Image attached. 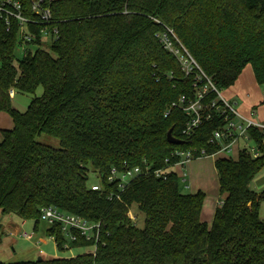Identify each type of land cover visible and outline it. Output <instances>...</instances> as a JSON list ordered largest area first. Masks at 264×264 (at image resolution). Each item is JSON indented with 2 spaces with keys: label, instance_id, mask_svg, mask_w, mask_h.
<instances>
[{
  "label": "trees",
  "instance_id": "16d2710c",
  "mask_svg": "<svg viewBox=\"0 0 264 264\" xmlns=\"http://www.w3.org/2000/svg\"><path fill=\"white\" fill-rule=\"evenodd\" d=\"M13 1L21 4L23 17L37 20L32 11L37 0ZM44 5L59 40L49 51L37 48L41 27L31 25L36 50L21 59L15 57L19 22L11 17L8 25L0 15V113L13 119L12 129H0V211L33 221L37 231L40 209L54 207L100 222L101 243L94 254L18 263L0 258V264H264L259 215L264 193L249 187L264 168V132H249L260 157L244 148L236 160H216L224 198L210 226L202 220L205 193H183L186 185L172 170L166 180L142 174L123 191L107 182L114 168L166 169L176 150L218 152L209 140L221 119L184 135L190 119L177 103L194 99L195 74L186 75L161 36L171 38L172 31L219 91L233 86L247 66L264 86V0H45ZM39 87L43 95L26 112L14 108L11 89L35 95ZM170 130L181 145L167 142ZM42 134L59 140L60 148L39 143ZM91 176L100 181L102 194L89 186ZM110 193L122 201H110ZM133 204L144 215L142 228L128 218ZM46 236L64 251L59 225ZM90 246L82 238L71 244Z\"/></svg>",
  "mask_w": 264,
  "mask_h": 264
},
{
  "label": "built area",
  "instance_id": "2783aa9c",
  "mask_svg": "<svg viewBox=\"0 0 264 264\" xmlns=\"http://www.w3.org/2000/svg\"><path fill=\"white\" fill-rule=\"evenodd\" d=\"M52 1V0H50ZM45 0H37L32 4V11L34 12L37 20H28L22 15V7L19 2L13 0H4L0 4V15L6 17V23L9 25V19L15 18L19 22V44L18 47H22L24 55L32 52L31 46L35 47L33 41L34 35L30 32V26H40V44L37 48L44 47V44L49 42L53 44L59 40V31L52 26V14L50 9L45 7ZM171 38L176 40L178 45H175L171 38L167 35L161 36V41L164 47L178 58L181 63L183 71L186 75L195 74V97L189 99L181 97L177 103V107L182 110L188 117L189 122L184 130V135L189 137L192 132L197 129L202 123L213 121L215 119L222 120V127L212 132L209 143L219 147L217 153L211 156H216L222 152H230L233 146L240 145V141H245V146L242 149H246L247 152L253 157H260L261 153L258 151L257 146L250 147L248 141H253L250 130L256 129L260 132H264V123H258L254 119L256 112L254 110L249 111V116L246 117L242 113L236 111L232 105H230L221 96L219 91L213 84L210 78L199 68L197 62L187 52L184 46L177 40L172 31H170ZM212 94L216 95V98L210 99ZM10 98L15 96V90L9 91ZM241 150V149H240ZM209 156L205 149L191 148L187 151L176 150L172 153V157L175 159L174 164L166 169L151 170L146 166L145 170L140 167L119 171L116 168L112 169L107 177L109 184L118 183V187L121 191L125 189L128 183L136 177L145 174L153 175L156 178L166 180L167 174L172 170L179 179H181L186 187L187 185V166L195 159ZM169 164V160H166ZM91 189L96 192H102V186L100 181L98 184L92 185ZM107 198L110 201L121 202L120 195L113 193L107 194ZM222 202H218L221 205ZM128 218L134 227H137L138 220L133 214L131 208L128 212ZM40 221L45 222L49 227L59 225L61 233L64 236L65 244L63 245L64 251L71 250V244L78 241L79 238L84 239L87 242H91L95 248L101 243L102 237V224L99 222H90L80 216L74 214H68L62 212L54 207H43L40 209ZM138 228V227H137ZM35 233L21 232L18 236L26 241L32 242ZM47 239L56 245L54 237H47ZM42 241L38 240L35 243L41 255H44V250L41 247ZM57 248V245H56ZM95 253V252H94ZM93 253V254H94Z\"/></svg>",
  "mask_w": 264,
  "mask_h": 264
},
{
  "label": "rangeland",
  "instance_id": "374dc122",
  "mask_svg": "<svg viewBox=\"0 0 264 264\" xmlns=\"http://www.w3.org/2000/svg\"><path fill=\"white\" fill-rule=\"evenodd\" d=\"M43 49L49 51L50 49V44L47 42L44 44ZM36 50V47L31 46V51L34 52ZM24 55V50L22 47H18L15 52V57L17 59H21ZM243 79H246L248 86L251 88H246L249 90L250 95H252L251 100L257 101L255 106V112H257L258 118L259 119H264V104H262L264 100V86H259L256 84L253 76L251 75V70L249 69H244L243 71ZM226 90L221 91V96L226 100L230 105L233 106V108L242 113V108H240V105L238 103H233L231 100L228 99V94L225 92ZM43 95V88L39 87L36 90L35 95H29V94H23L19 92H15V96L12 98V104L15 109H17L19 112L24 113L27 111L28 106L32 102V100L35 97H41ZM242 102V101H241ZM237 104L236 106H234ZM255 119H257V114ZM10 127L12 129L13 127V119L11 116L7 113H0V128H6ZM7 129V130H10ZM1 139V137H0ZM37 141L45 146L54 148V149H59L60 148V141L57 140L56 138H53L51 136L42 134ZM245 141H240V145L233 146L230 152H222L216 156H207L199 159L193 160L188 166H187V175H188V183L190 187H184L183 188V193H193L194 191L192 190L193 188V183L196 180L200 181L202 186H206L207 191L205 192L206 198L204 202V208L205 210V216L209 214L216 205H218V202L222 200L224 197L221 195L220 192V186H219V179H218V174L216 173V168H215V162L218 158H227V159H234L238 156L239 149H242L245 146ZM264 144V141H263ZM248 145L250 147H255L256 143L252 141H248ZM203 166L201 171V174L199 175L198 172H200L199 169H196V166ZM262 175H264V168L255 176V178L252 181V184L254 186V183L257 184L258 189H255L257 194H262L264 193V178H261ZM99 180L96 178V176H91L89 180V186H92L94 184H98ZM188 185V184H187ZM204 193V192H203ZM131 210L133 214L136 216V220H138L137 227L142 228L144 226V215L139 211L138 205L133 204L131 206ZM0 216L3 218V221L0 222V226L2 225L3 228H0V238L2 240V243L0 245V258L2 259L5 255L8 258L9 261H4L8 263H18V262H28V261H36L38 260L39 257L45 258V259H52V258H71V257H76L79 255H85V254H93L95 252L94 247H82V248H72L71 250L67 251H59L57 248L55 249V246L50 245L48 248L42 246V249L46 252V256L40 255L38 251H36L35 244L33 242H26L22 239L18 238H11L8 237L7 235H11V232L14 230L12 228L20 227V225H14L12 224L11 219H19L20 222L23 220L20 219L19 217L16 216H11V217H3L2 214ZM205 216H204V221H205ZM33 221H26V225L24 227V231L28 233H32V228H33ZM48 225L45 222L40 221L39 227L40 231L42 232L40 235L37 236L40 238H43L44 235V229ZM10 233V234H8ZM15 242L16 246L13 247L15 248L17 255H15L12 246H9L10 242ZM49 250V251H47ZM22 252H24L22 254ZM56 256V257H55Z\"/></svg>",
  "mask_w": 264,
  "mask_h": 264
},
{
  "label": "crops",
  "instance_id": "0c3cea01",
  "mask_svg": "<svg viewBox=\"0 0 264 264\" xmlns=\"http://www.w3.org/2000/svg\"><path fill=\"white\" fill-rule=\"evenodd\" d=\"M250 68V70H251V75L253 76V78H254V74H253V70H252V68H251V66H247L246 67V69H249ZM242 78H243V72H242V74L240 75V77L238 78V80L236 81V83L233 85V86H231L229 89H227L225 92H226V94H228L227 96H228V99L229 100H231L233 103H238L239 105H240V108H242V114L243 115H245L246 117H248L249 116V111H251V110H254L255 111V105L256 104H254V103H256L257 101H255V100H251V97H252V95H250V93H249V90H247L246 88H251L250 86H248V83H247V81H246V79H243L242 80ZM254 80H255V78H254ZM256 82V81H255ZM257 84V83H256ZM242 101V102H241ZM234 105V104H233ZM237 104H235L234 106H236ZM256 114H257V119H254L256 122H258V123H264V119H259L258 118V113L256 112ZM1 129V128H0ZM3 129H10V127H6V128H3ZM239 151H240V149H239ZM238 154H239V152H238ZM238 158V156L236 157V158H234L235 160ZM202 167L203 166H196L195 168L196 169H199L200 170V172H198V174L200 175L201 174V171H203L202 170ZM216 170V169H215ZM216 173L218 174V172H217V170H216ZM261 178H264V175H262V177ZM188 179V178H187ZM218 179H219V177H218ZM253 181V180H252ZM187 184H188V186L190 187V185H189V183L187 182ZM250 189L252 190V191H254L255 193H257L256 191H255V189H258V187H257V184L256 183H254V186H253V184H252V182H251V184H250ZM192 190L194 191L193 193H190V194H195V193H197V192H199V191H202V192H206L207 191V188H206V186H202V184L200 183V181H198V180H196L195 179V181H194V183H193V188H192ZM206 194V193H205ZM205 207V206H204ZM203 207V212H202V220H203V222H205V223H207L209 226L211 225V223H212V220H213V217H214V213H215V210H216V208L218 207V205H216V203H215V206H214V209L209 213V214H207L206 216H205V208ZM0 214H1V211H0ZM259 215H260V218L262 219V220H264V201L263 202H261V204H260V207H259ZM204 216H205V221H204ZM12 220V224H14V225H20V227H17L16 226V228H12L14 231L13 232H11V235H7L8 237H11V238H18V239H22V238H20L19 236H18V234L19 233H21V232H26V231H24V227H25V225H26V221H22V222H20V220L19 219H11ZM1 221H3V218L0 216V222ZM34 226H35V224H33V228H32V231L35 233V235H34V239H33V243L35 244L38 240H41L42 241V245H41V247L42 246H44V247H46V248H48L50 245H54L55 246V249H56V245L53 243V242H51V241H49L48 239H47V236H46V231H47V229L49 228V226H47L45 229H44V232H43V234L42 235H44L43 236V238H40V237H38L37 238V236L38 235H40L42 232L40 231V227L38 228V230L37 231H35L34 230ZM3 228V226H1V229ZM28 233V232H27ZM8 234H10V233H8ZM22 240H24V239H22ZM24 241H26V240H24ZM26 242H30V241H26ZM52 245V246H53ZM9 246L11 247L12 246V249H13V247L14 246H16V243L15 242H10L9 243ZM36 247V246H35ZM36 249V251H38V249L37 248H35ZM13 251H14V253H15V255H17V252H16V250H15V248L13 249ZM47 251H49V250H47ZM1 252V251H0ZM24 252H22V254H23ZM38 253H39V251H38ZM44 255L43 256H46V252L44 251ZM40 254V253H39ZM41 255V254H40ZM56 257V256H55ZM2 259H4V261H9L8 259H9V257L7 258L6 257V255L2 258ZM45 259V258H44Z\"/></svg>",
  "mask_w": 264,
  "mask_h": 264
},
{
  "label": "water",
  "instance_id": "95a60500",
  "mask_svg": "<svg viewBox=\"0 0 264 264\" xmlns=\"http://www.w3.org/2000/svg\"><path fill=\"white\" fill-rule=\"evenodd\" d=\"M167 142H168L169 144H171V145H181V144H182V141H180V140H178V139H176V138L173 137V135H172V130H170V131L168 132V134H167ZM1 226H2V225H1ZM1 226H0V228H1ZM42 260H43L42 257H39V258H38V261H42Z\"/></svg>",
  "mask_w": 264,
  "mask_h": 264
}]
</instances>
